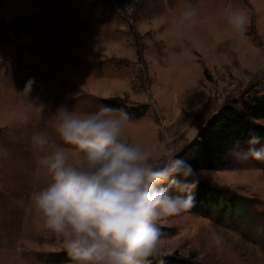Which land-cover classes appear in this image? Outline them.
Masks as SVG:
<instances>
[{
	"label": "rangeland",
	"instance_id": "1",
	"mask_svg": "<svg viewBox=\"0 0 264 264\" xmlns=\"http://www.w3.org/2000/svg\"><path fill=\"white\" fill-rule=\"evenodd\" d=\"M189 4L197 22L177 25ZM226 9L248 14L243 33ZM23 18L33 23L0 45V264H53L49 254L62 249L24 212L34 187L28 138L57 108L117 102L132 142L175 155L225 102L264 91V0H0V24ZM252 141L228 153L225 169L195 177L241 197L243 213L194 204L162 225L158 255L264 264V160L248 152L264 144Z\"/></svg>",
	"mask_w": 264,
	"mask_h": 264
},
{
	"label": "clouds",
	"instance_id": "2",
	"mask_svg": "<svg viewBox=\"0 0 264 264\" xmlns=\"http://www.w3.org/2000/svg\"><path fill=\"white\" fill-rule=\"evenodd\" d=\"M224 16L232 31H245L247 13L226 9ZM197 17L189 4L176 23L194 25ZM34 110L42 115L44 105ZM128 123L127 112L108 105L90 112L59 107L28 138L34 187L25 217L54 235L72 264H149L158 257L161 226L194 206L196 170L132 142ZM248 152L264 160V150Z\"/></svg>",
	"mask_w": 264,
	"mask_h": 264
},
{
	"label": "trees",
	"instance_id": "3",
	"mask_svg": "<svg viewBox=\"0 0 264 264\" xmlns=\"http://www.w3.org/2000/svg\"><path fill=\"white\" fill-rule=\"evenodd\" d=\"M32 23V18H23L0 24V45L16 40L18 32ZM105 104L114 108L119 107L118 103L113 101H105ZM260 121H264V91L236 101L225 102L216 115L200 128L193 140L174 156L190 164L196 171L225 169L228 153L237 146L254 139L258 141L256 143L264 144V126L258 124ZM192 194L195 197L194 204L202 205L208 211L222 212L225 216L243 213L242 198L224 188L199 180V185ZM165 232L167 229L161 226V235ZM49 259L53 264L71 262L63 249L49 254ZM149 264L196 263L173 253L158 255L157 258L150 259Z\"/></svg>",
	"mask_w": 264,
	"mask_h": 264
},
{
	"label": "water",
	"instance_id": "4",
	"mask_svg": "<svg viewBox=\"0 0 264 264\" xmlns=\"http://www.w3.org/2000/svg\"><path fill=\"white\" fill-rule=\"evenodd\" d=\"M211 118H212V117H211ZM211 118H209L207 121H209ZM205 124H206V123H205ZM205 124H204V125H205ZM204 125H203L202 127H204ZM202 127H201V128H202Z\"/></svg>",
	"mask_w": 264,
	"mask_h": 264
}]
</instances>
